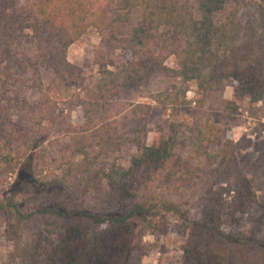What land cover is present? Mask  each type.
<instances>
[{
  "label": "trees",
  "instance_id": "16d2710c",
  "mask_svg": "<svg viewBox=\"0 0 264 264\" xmlns=\"http://www.w3.org/2000/svg\"><path fill=\"white\" fill-rule=\"evenodd\" d=\"M89 28L104 40L95 80L67 60ZM155 71L172 82L175 112L190 83L199 109L214 100L234 114L229 83L262 101L264 0H0V264H136L141 238L173 222L188 231L179 264H264V194L229 128L170 122L148 144L149 104L113 110ZM205 233L202 251L191 239Z\"/></svg>",
  "mask_w": 264,
  "mask_h": 264
},
{
  "label": "rangeland",
  "instance_id": "374dc122",
  "mask_svg": "<svg viewBox=\"0 0 264 264\" xmlns=\"http://www.w3.org/2000/svg\"><path fill=\"white\" fill-rule=\"evenodd\" d=\"M128 30L129 27H121L118 34L126 35ZM102 45H104L103 38L95 29L89 28L78 41L68 48L67 60L72 65L79 67L82 75L87 79L95 80L98 78L99 71L106 67L103 64H97L94 59L96 49ZM21 49L31 58L32 52L27 44L23 45ZM133 57H143V54H134ZM166 64L172 67L176 65V61L168 60ZM233 88L234 84L229 83L221 92V98L235 102L236 111L234 114L223 110L214 100H209L202 109L197 108L195 102L199 96L195 93L194 83L188 84V91L185 93L186 103H182L179 110L175 112L169 104L170 102L165 99L166 93L172 89V82L161 72L155 71L146 81L121 89L112 102V107L121 116L133 103L150 105L148 144H151L154 139L153 129L160 124L167 126L170 122H174L180 124L181 131H184L183 125L203 123L210 119L217 125L226 126L237 146L236 157L244 176L258 183L261 187L259 195H263L264 99L258 103H251L246 97H234ZM70 119L76 125L83 122L78 111L72 112ZM131 126L132 123L128 119H125L121 124L123 130L129 129ZM53 147L57 150V143ZM218 189L225 198H230L232 191L229 185L220 184ZM189 216L199 220L198 207H191ZM32 228H40V225ZM186 239H188V231L181 222L169 224L157 236L146 234L141 238L140 249L134 254L135 262L136 264H179V245ZM209 240L210 235L205 233L193 237L191 242L203 251L206 250ZM0 241L2 240L0 239ZM0 250H3L1 242ZM3 254L4 250L0 253V259Z\"/></svg>",
  "mask_w": 264,
  "mask_h": 264
}]
</instances>
